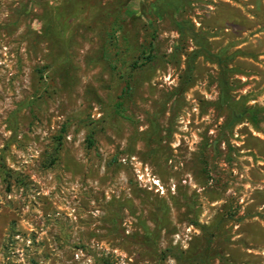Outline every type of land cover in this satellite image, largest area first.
I'll return each instance as SVG.
<instances>
[{
	"label": "rangeland",
	"instance_id": "1",
	"mask_svg": "<svg viewBox=\"0 0 264 264\" xmlns=\"http://www.w3.org/2000/svg\"><path fill=\"white\" fill-rule=\"evenodd\" d=\"M0 264H264V0H0Z\"/></svg>",
	"mask_w": 264,
	"mask_h": 264
},
{
	"label": "trees",
	"instance_id": "2",
	"mask_svg": "<svg viewBox=\"0 0 264 264\" xmlns=\"http://www.w3.org/2000/svg\"><path fill=\"white\" fill-rule=\"evenodd\" d=\"M178 25L180 26L181 25V23H178ZM198 54H200V51L199 50H197V51H195L194 52V55L196 56V55H198ZM216 56H219V55H216ZM231 57H227L226 59H230ZM218 62L219 63H222L223 61H221V59H218ZM220 81H222V83L224 84V83H227L224 79H220ZM222 92H225V90L223 89V87H222ZM255 108H253V107H246L245 109H243L242 111H240L239 113H237L235 110H232V115L235 117V118H237L238 116L239 117H242V116H245L247 113H252V111L254 110ZM238 117V118H239Z\"/></svg>",
	"mask_w": 264,
	"mask_h": 264
},
{
	"label": "built area",
	"instance_id": "3",
	"mask_svg": "<svg viewBox=\"0 0 264 264\" xmlns=\"http://www.w3.org/2000/svg\"><path fill=\"white\" fill-rule=\"evenodd\" d=\"M137 177L139 178V180H143V176H141L140 174H137ZM153 183L155 184L156 190H159L158 188H161L158 180H153Z\"/></svg>",
	"mask_w": 264,
	"mask_h": 264
}]
</instances>
